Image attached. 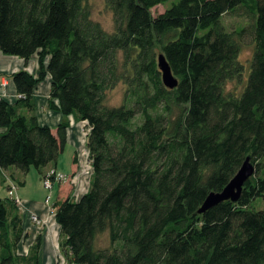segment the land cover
I'll return each instance as SVG.
<instances>
[{
    "label": "trees",
    "instance_id": "obj_1",
    "mask_svg": "<svg viewBox=\"0 0 264 264\" xmlns=\"http://www.w3.org/2000/svg\"><path fill=\"white\" fill-rule=\"evenodd\" d=\"M86 1L0 0L3 52L38 53L41 67L38 76L12 73L19 98H0V167L43 173L65 150L69 122L54 132L34 112V89L50 73V107L90 126V189L54 204L70 264H264V209L255 204L264 200V0H177L156 16L153 6L168 0H106L114 32ZM241 8L249 24L229 31L224 14ZM249 37L247 77L239 56ZM160 53L176 88L163 83ZM233 80L245 82L241 91L228 89ZM122 82L127 100L109 106ZM249 155L256 173L240 199L199 213ZM16 208L0 194V264H39L41 238L18 253ZM106 231L110 245L98 246Z\"/></svg>",
    "mask_w": 264,
    "mask_h": 264
},
{
    "label": "crops",
    "instance_id": "obj_2",
    "mask_svg": "<svg viewBox=\"0 0 264 264\" xmlns=\"http://www.w3.org/2000/svg\"><path fill=\"white\" fill-rule=\"evenodd\" d=\"M39 59L40 56L38 53L32 54L29 60L17 55H7L0 47V98H4L11 103L15 102L20 94L15 81L10 78L11 74L26 69L32 75L38 76L41 70ZM51 85L52 78L50 73L46 75L43 81L37 84L34 89L36 101L34 112L38 117L39 123L50 125L54 132H57L58 126L64 121L69 122V126L67 129L68 136L65 150L60 154L58 162H50L45 166L42 175L53 169L69 177L74 175V180H71V183L69 181L55 180L52 187V189L56 190L55 204L60 199H65L71 195H76L77 199H80L90 189L93 167L91 169L89 167L91 163L87 143L90 131L89 122L78 119L75 114L65 116L62 111L51 108L49 100ZM56 101L57 103L59 102L57 99ZM23 111L27 112L26 109H23ZM4 130V127H0V133ZM69 148L74 151L71 153L73 161L69 165H63L61 159L65 156ZM80 149L85 154L84 159L87 166L84 169L80 167V163L82 162ZM13 181L19 182V185H23L21 187L22 196L17 192L22 202L17 204L16 211L14 212L20 215V224L24 233L23 239L18 245V253L28 256L32 252L34 244L41 238L39 264H64L63 261L69 262L67 251L63 250V245L61 244L63 239L61 226L56 221L55 211L52 210L54 204L49 206L45 202L47 198L43 199L30 193L26 194L24 189L29 184V179L28 175L22 172L20 168H17L15 165L7 168L0 167V187H6L8 189ZM3 198H8L9 201H12L8 193ZM32 213L40 215L43 218V224L38 225L34 223L31 219Z\"/></svg>",
    "mask_w": 264,
    "mask_h": 264
},
{
    "label": "rangeland",
    "instance_id": "obj_3",
    "mask_svg": "<svg viewBox=\"0 0 264 264\" xmlns=\"http://www.w3.org/2000/svg\"><path fill=\"white\" fill-rule=\"evenodd\" d=\"M177 0H168L163 2V4H158L153 6L152 8V13L156 16L161 13H163L167 8L171 7V5ZM86 4L92 12V18L94 20H98L104 27L106 31L114 32L115 31V20H114V13L113 10L110 9V7L107 4L106 0H87ZM246 8H241V10L237 12H230L226 13L223 16V23L225 26H227V29L230 31L231 29H237L242 27L243 25H247L250 22V17L249 14L246 13L245 11ZM254 41L252 38H246L245 42L243 43L242 47L243 50L240 53L239 59L241 62H244L246 64V74L247 77L251 72V62H252V56L254 53ZM245 80V76L244 79ZM245 83V82H243ZM240 83L237 80H233V82L229 83L228 89L236 90L239 92L241 91L244 87V84ZM127 90V86L122 82L117 85L116 88L111 89V91L107 95V104L109 106H120L122 105L126 100L127 97H125V93ZM80 154L82 155V162L80 163L81 169H84L87 165L85 164V159H84V151L82 149L79 150ZM74 152L71 148L68 149L67 153L65 154L64 157H62L61 161H63V165H69L70 162H72L73 158L71 153ZM264 161V159H263ZM89 165V164H88ZM264 167V164L262 165V168ZM263 169H261L260 173H262ZM28 175L29 179V184L27 187L24 189L26 194L30 193L34 196H39L43 199H46V203L50 206L54 204L56 194H55V189L52 188H47L45 185V179L43 178V175L41 171L36 168L32 167L31 171L26 173ZM68 176V175H67ZM69 177V176H68ZM72 178V177H71ZM60 181H69L70 183L72 182L71 180H60ZM21 187L23 185H19L18 182V192L22 196V190ZM11 195L10 188H3L0 187V194L1 196L5 197L6 194ZM57 193V192H56ZM52 195V196H51ZM76 196V195H74ZM255 204L257 208L264 209V200L261 197L260 199L255 200ZM97 245L102 246V247H107V245H110V238H109V232L106 231L105 233H102L99 235L97 239ZM64 264H70L67 261H63Z\"/></svg>",
    "mask_w": 264,
    "mask_h": 264
},
{
    "label": "water",
    "instance_id": "obj_4",
    "mask_svg": "<svg viewBox=\"0 0 264 264\" xmlns=\"http://www.w3.org/2000/svg\"><path fill=\"white\" fill-rule=\"evenodd\" d=\"M158 62L161 73H163V83L172 89L178 87L179 78L173 73L170 62H168L164 53L158 55ZM255 173V164L249 155L243 165L239 168L237 174L230 180L223 190L210 192L200 207L199 213H205V211L215 207L223 201H227L228 199L237 202L243 193L242 190L246 182H248V179L255 175Z\"/></svg>",
    "mask_w": 264,
    "mask_h": 264
},
{
    "label": "built area",
    "instance_id": "obj_5",
    "mask_svg": "<svg viewBox=\"0 0 264 264\" xmlns=\"http://www.w3.org/2000/svg\"><path fill=\"white\" fill-rule=\"evenodd\" d=\"M90 156V155H89ZM90 169L93 167V165H91L90 163ZM74 180V175L71 177H68L66 174L62 173V172H57L55 170H52L50 172H48L47 176L45 177V185L47 188H52L53 185H54V182L55 180ZM18 182H12L11 185H10V191H11V195H10V198L14 201V202H17V204L21 203V199L18 197ZM53 211H55V207L53 206L52 208ZM31 219L34 223H37L38 225L39 224H43V218L36 214V213H32L31 214Z\"/></svg>",
    "mask_w": 264,
    "mask_h": 264
}]
</instances>
